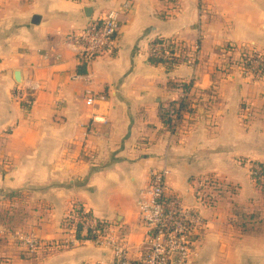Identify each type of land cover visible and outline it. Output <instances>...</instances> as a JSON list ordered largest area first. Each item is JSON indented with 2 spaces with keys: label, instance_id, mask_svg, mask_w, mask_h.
I'll return each mask as SVG.
<instances>
[{
  "label": "crops",
  "instance_id": "1",
  "mask_svg": "<svg viewBox=\"0 0 264 264\" xmlns=\"http://www.w3.org/2000/svg\"><path fill=\"white\" fill-rule=\"evenodd\" d=\"M125 1L113 48L86 65L67 37ZM157 37L198 42L199 60L153 64ZM255 51H264V0H0V209L21 214L13 231L0 224V264H111L110 246L90 239L32 254L14 237L58 241L74 206L111 223L141 259L137 202L155 168L205 221L186 264H264V230L244 235L231 223L234 202L252 206L251 166L264 162V76L239 67ZM184 83L192 112L170 131L162 103L180 99ZM30 84L28 107L17 92ZM87 91L106 99L89 105Z\"/></svg>",
  "mask_w": 264,
  "mask_h": 264
},
{
  "label": "built area",
  "instance_id": "2",
  "mask_svg": "<svg viewBox=\"0 0 264 264\" xmlns=\"http://www.w3.org/2000/svg\"><path fill=\"white\" fill-rule=\"evenodd\" d=\"M129 6L130 3L125 1L121 7L104 10L100 16L89 19L81 32L67 37L83 63L88 65L100 54L111 51L119 29L120 15ZM166 40L163 44L153 45L154 51L163 60L192 64L199 60L201 48L198 42L186 44L176 38ZM239 67L244 75L264 76V51L243 52ZM37 87L30 84L27 90L18 89L17 96L23 99L26 106L32 104L30 92ZM87 92L89 105L106 99L104 94ZM188 94L185 90L182 97ZM165 108L169 109L167 106ZM172 113L169 109V115ZM254 168L251 175L260 169L258 165H254ZM168 173L167 168L152 169L148 184L140 191L138 217L147 234L143 243L145 252L139 260L129 256L127 243L114 235L111 223L95 217L82 206H74L66 216V235L58 241H48L32 232L22 231L16 232L14 237L32 254L47 246H74L90 239L99 245L110 246L114 257L111 264H186L196 249V238L205 221L198 208L184 205L180 197L169 190L165 181Z\"/></svg>",
  "mask_w": 264,
  "mask_h": 264
},
{
  "label": "trees",
  "instance_id": "3",
  "mask_svg": "<svg viewBox=\"0 0 264 264\" xmlns=\"http://www.w3.org/2000/svg\"><path fill=\"white\" fill-rule=\"evenodd\" d=\"M169 40V39H168ZM167 40L161 37L155 38L149 47V60L153 64H161L169 69L175 67L180 62L177 60H163L160 58L157 53L153 49V45L155 44H163ZM171 86H177L174 83H169ZM190 84L184 83L182 87L184 91L186 90L189 93ZM162 111H161V119L170 131H175V128L179 126L182 122L183 116L185 113H191V100L189 98V94L181 97L178 100H170L167 102L162 103ZM167 106L169 109L173 111L171 115H169V109L165 108ZM164 109V110H163ZM254 165H258L260 169L252 175V178L256 182V184L261 188V192L264 198V162L256 161L253 163L251 170H255ZM7 196L12 197H19L20 193L18 192H9ZM232 213L234 218H232L231 223L235 224L238 227L242 234L244 235H251L264 230V217L261 216L260 213L248 211L243 205L234 203L232 207ZM21 218L20 212L15 209L10 208H1L0 209V224H2L7 231L14 230V222ZM81 238L80 235H78ZM86 238V237H85ZM5 239L0 237V242H3ZM53 246V245H52ZM52 246H47L48 249H51Z\"/></svg>",
  "mask_w": 264,
  "mask_h": 264
},
{
  "label": "rangeland",
  "instance_id": "4",
  "mask_svg": "<svg viewBox=\"0 0 264 264\" xmlns=\"http://www.w3.org/2000/svg\"><path fill=\"white\" fill-rule=\"evenodd\" d=\"M252 166H253V164H252ZM254 189H255V191L257 193L255 195V198H252V200H253L252 206L249 205L248 207H246L243 204H241V205H243L245 208H247L248 211L256 212V213H260L261 214L264 211L263 210L264 209V198H263V195H262V192H261V188L257 184H254ZM228 191L231 192V193L237 192V190L235 188H232V189L228 188ZM230 201H232V200H230ZM234 203H237V202H234ZM238 204H239V202H238Z\"/></svg>",
  "mask_w": 264,
  "mask_h": 264
},
{
  "label": "water",
  "instance_id": "5",
  "mask_svg": "<svg viewBox=\"0 0 264 264\" xmlns=\"http://www.w3.org/2000/svg\"><path fill=\"white\" fill-rule=\"evenodd\" d=\"M85 14L90 18L93 14V7L92 6L85 7ZM15 77H16L17 81H21V77H20L19 72H17L15 74Z\"/></svg>",
  "mask_w": 264,
  "mask_h": 264
}]
</instances>
